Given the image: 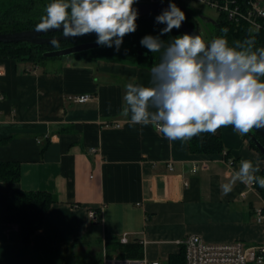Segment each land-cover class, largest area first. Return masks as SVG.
Segmentation results:
<instances>
[{"label":"crops","instance_id":"crops-1","mask_svg":"<svg viewBox=\"0 0 264 264\" xmlns=\"http://www.w3.org/2000/svg\"><path fill=\"white\" fill-rule=\"evenodd\" d=\"M150 70L109 57L38 65L0 59V163L21 166L18 182L0 180V264H75V255L96 254V241L107 253V238L125 234L142 246V258L161 264L191 235L210 244L263 242L259 185L250 190L237 181L228 194L221 190L241 159L259 160L257 175L263 172L249 138L232 127L217 131L229 165L224 153L194 154L189 141L170 143L151 125L131 126L121 115L125 85H148ZM81 95L91 99H70ZM19 191L57 200L29 243L20 226L4 221Z\"/></svg>","mask_w":264,"mask_h":264},{"label":"clouds","instance_id":"clouds-1","mask_svg":"<svg viewBox=\"0 0 264 264\" xmlns=\"http://www.w3.org/2000/svg\"><path fill=\"white\" fill-rule=\"evenodd\" d=\"M137 0H50L36 32L59 31L65 39L96 34V44L119 51L123 38L137 30ZM185 13L171 0L156 16L166 27L144 36L140 44L160 53L151 67L148 85L128 82L121 115L131 126L151 125L170 143L188 142L202 134L215 135L232 127L241 136L264 129V47L255 37L229 44L223 36L206 42L200 34H183L170 42L160 37L179 29ZM59 47L58 39L50 40ZM261 162L241 159L239 169L221 185L228 194L237 181L264 188Z\"/></svg>","mask_w":264,"mask_h":264},{"label":"trees","instance_id":"trees-1","mask_svg":"<svg viewBox=\"0 0 264 264\" xmlns=\"http://www.w3.org/2000/svg\"><path fill=\"white\" fill-rule=\"evenodd\" d=\"M247 0H240L246 2ZM50 0H0V33H10L24 30L35 29V25L40 22V17L44 14L45 6ZM181 9V8H180ZM185 22L189 27L194 28L197 22L186 12ZM159 14H149L137 18V30L128 34L123 38V43L119 51L112 48L101 46L98 49L76 54V57H85L94 59L97 57H109L121 61L131 63L145 64L152 67L159 62L160 53H151L140 44L141 39L146 35L157 36L160 30L166 27L165 24L156 23V16ZM227 28V39L229 44L236 41H243L249 36L255 37V47H264V33L262 31L255 32L248 24L241 23L236 25L229 21L226 16L221 15L212 37L209 42L218 36H223L221 29ZM61 32L50 34L47 36H57ZM183 35L180 29H173L160 38L166 43L170 42L176 36ZM96 34H88L82 37H75L70 40L60 42L59 47L52 45L35 46L28 43L6 44L0 43V59H14L21 62L42 64L47 58L43 56L44 52L56 49H63L80 43L96 41ZM256 138L264 145V140L255 135ZM249 138V135H246ZM250 139V138H249ZM252 147L259 151L250 139ZM190 151L194 154H216L224 153L228 157V152L224 150V145L220 137L210 134H202L189 141ZM261 157L264 156L260 153ZM260 176H264V170ZM21 178V166L17 162L0 163V180L8 183H16ZM263 193V189L258 186ZM56 197L49 192L43 191H19L12 194L6 205V216L4 221L9 224L20 226L24 243H29L32 236L41 230L44 225L45 216L50 207L56 203ZM111 247L113 251H118L123 257L131 259H139L143 257V248L138 243H130L121 245L117 238L108 237L106 240V248ZM100 260L94 262H82V264H97ZM167 264H186L185 252L182 248L180 254L171 256Z\"/></svg>","mask_w":264,"mask_h":264},{"label":"built area","instance_id":"built-area-1","mask_svg":"<svg viewBox=\"0 0 264 264\" xmlns=\"http://www.w3.org/2000/svg\"><path fill=\"white\" fill-rule=\"evenodd\" d=\"M170 0H137L136 4H157L169 3ZM179 8L190 14L187 2L199 4L202 7L216 10L220 15L239 25L248 24L255 32L264 33V7L262 0H247L245 3L240 0H171ZM73 102L85 103L91 99L90 95L70 97ZM95 152L96 149H92ZM225 156V154H224ZM229 165H234V161L226 157ZM256 184L249 185L250 190ZM245 196V194H244ZM93 217V214H92ZM257 221L264 223V209H258L256 213ZM121 245L130 244L128 236L125 234L119 238ZM179 245L184 249L186 264H264V240L257 245L248 246L241 241L226 244H210L196 235L188 236L180 240ZM97 264H161L158 261H148L145 258H108L104 251L103 257Z\"/></svg>","mask_w":264,"mask_h":264},{"label":"water","instance_id":"water-1","mask_svg":"<svg viewBox=\"0 0 264 264\" xmlns=\"http://www.w3.org/2000/svg\"><path fill=\"white\" fill-rule=\"evenodd\" d=\"M169 3H157V4H135L134 8L138 10V17L149 15V14H161V12L168 8ZM217 24V21L215 22ZM182 34H200L202 38L209 42V39H206L203 35L201 27L196 24L194 28L188 26V24L184 21L179 28ZM59 31H50L47 33L44 32H36L35 29L10 32V33H0V43L6 44H20V43H28L35 46H44L51 45L50 40L58 39L60 42H64L69 39H65L63 34L61 33L58 36H47L50 34L58 33ZM101 46L97 45L95 41L93 42H85L80 43L74 46L66 47L63 49H56L44 52L43 56L45 58H61V57H71L76 54H81L83 52H88L91 50H95L100 48ZM259 135L264 140V129L259 131L253 130L248 135L251 140L255 143L259 153L264 156V145L256 138L255 135Z\"/></svg>","mask_w":264,"mask_h":264},{"label":"rangeland","instance_id":"rangeland-1","mask_svg":"<svg viewBox=\"0 0 264 264\" xmlns=\"http://www.w3.org/2000/svg\"><path fill=\"white\" fill-rule=\"evenodd\" d=\"M186 6H188L190 9V15L194 18L197 24L201 27L204 37L206 39H210L215 29V25H216L215 22L219 20L221 15L216 10L202 7L196 3L187 2ZM61 58H66V57H61ZM57 59L58 58H47L43 61V63L54 62ZM94 245H95V248L97 249L96 254L92 256V258H89L90 255H87V256L77 255V257L75 255L74 256L75 259L72 258L75 264H82V262L84 261L94 262L100 259L104 254V244L99 240V241H96ZM92 249L93 248L91 246L90 254L93 252ZM107 256L110 259L115 258V257L117 258L123 257L121 254L118 253V251H113L111 247H108L107 249ZM87 259L89 260L87 261Z\"/></svg>","mask_w":264,"mask_h":264},{"label":"flooded vegetation","instance_id":"flooded-vegetation-1","mask_svg":"<svg viewBox=\"0 0 264 264\" xmlns=\"http://www.w3.org/2000/svg\"><path fill=\"white\" fill-rule=\"evenodd\" d=\"M182 10V9H181ZM192 19H194V18H192ZM58 36V35H57Z\"/></svg>","mask_w":264,"mask_h":264}]
</instances>
